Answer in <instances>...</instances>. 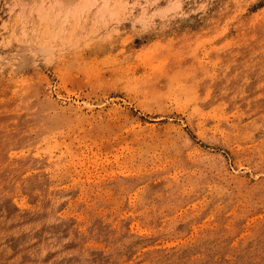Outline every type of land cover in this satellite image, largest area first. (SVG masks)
I'll list each match as a JSON object with an SVG mask.
<instances>
[{
    "label": "rangeland",
    "instance_id": "obj_1",
    "mask_svg": "<svg viewBox=\"0 0 264 264\" xmlns=\"http://www.w3.org/2000/svg\"><path fill=\"white\" fill-rule=\"evenodd\" d=\"M0 264H264V0H0Z\"/></svg>",
    "mask_w": 264,
    "mask_h": 264
}]
</instances>
